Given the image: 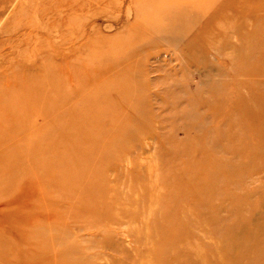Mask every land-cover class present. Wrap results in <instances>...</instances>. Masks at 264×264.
<instances>
[{"label":"rangeland","instance_id":"1","mask_svg":"<svg viewBox=\"0 0 264 264\" xmlns=\"http://www.w3.org/2000/svg\"><path fill=\"white\" fill-rule=\"evenodd\" d=\"M0 264H264V0H0Z\"/></svg>","mask_w":264,"mask_h":264}]
</instances>
